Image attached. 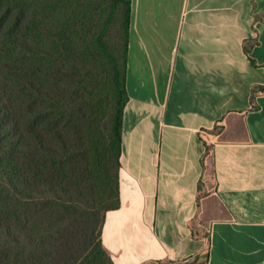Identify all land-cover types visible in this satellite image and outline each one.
Wrapping results in <instances>:
<instances>
[{"label": "crops", "instance_id": "crops-1", "mask_svg": "<svg viewBox=\"0 0 264 264\" xmlns=\"http://www.w3.org/2000/svg\"><path fill=\"white\" fill-rule=\"evenodd\" d=\"M114 264H264V0H131Z\"/></svg>", "mask_w": 264, "mask_h": 264}, {"label": "trees", "instance_id": "trees-1", "mask_svg": "<svg viewBox=\"0 0 264 264\" xmlns=\"http://www.w3.org/2000/svg\"><path fill=\"white\" fill-rule=\"evenodd\" d=\"M131 0H0V264H114Z\"/></svg>", "mask_w": 264, "mask_h": 264}, {"label": "rangeland", "instance_id": "rangeland-1", "mask_svg": "<svg viewBox=\"0 0 264 264\" xmlns=\"http://www.w3.org/2000/svg\"><path fill=\"white\" fill-rule=\"evenodd\" d=\"M119 165V152L116 149H110L107 155V160L105 162L104 171L106 173V177L109 180L110 175L115 167Z\"/></svg>", "mask_w": 264, "mask_h": 264}]
</instances>
